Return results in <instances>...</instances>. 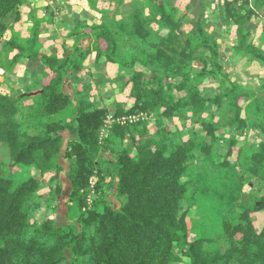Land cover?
Instances as JSON below:
<instances>
[{"label":"trees","instance_id":"trees-1","mask_svg":"<svg viewBox=\"0 0 264 264\" xmlns=\"http://www.w3.org/2000/svg\"><path fill=\"white\" fill-rule=\"evenodd\" d=\"M29 1L0 0V67L12 93L0 90V264H264V225L254 216L264 214V139L238 147L244 132L264 136V77L253 91L229 79L203 20L212 0L190 33L184 12L166 0H143L122 15L127 0H83L90 11H74L63 36L35 10L26 31L17 27ZM194 8L190 2L186 12ZM95 12L99 22L88 23ZM262 15L264 0H225L220 18L235 26L232 50L264 64L250 39L252 19ZM32 59L41 68L28 95L11 77ZM108 64L129 87L110 127L107 99H97V68ZM134 113L154 121H117ZM177 115L181 128L167 121ZM246 175L260 194L242 201ZM198 197L223 210L224 249L190 238L187 215Z\"/></svg>","mask_w":264,"mask_h":264},{"label":"rangeland","instance_id":"rangeland-1","mask_svg":"<svg viewBox=\"0 0 264 264\" xmlns=\"http://www.w3.org/2000/svg\"><path fill=\"white\" fill-rule=\"evenodd\" d=\"M47 1L52 7L47 12H41L36 13L38 17H41V19H44L45 21L52 20L53 23L50 26H53L51 30L55 31L54 34H59L63 36L66 34L67 26L75 21V17L73 16L74 11H90L88 7H84L83 0H42ZM41 1V2H42ZM52 1V2H51ZM71 1V2H70ZM206 1L210 0H166L167 4L170 7H178L180 12H184L185 15V24H184V30L186 32H192L194 23L192 20H196L199 17V11L200 6L202 3H206ZM225 0H212L210 3V6L208 7V10L204 12L203 14V20L205 27L207 28V31L209 33H212L216 36L217 41L219 45L221 46V61L222 65L228 74L229 79L235 80L240 85H242L246 90L253 91L260 85V80L262 77H264V64L259 61H253L248 56H244L242 54H238L235 51H232L233 53L230 54V50H232V47L234 44H236L237 40H235V26L234 24L231 25H225L222 23L220 14L223 10V4ZM40 2V1H39ZM138 2H143V0H127V2L122 6L121 11L119 12V15L126 14L129 11H131ZM190 2H194L196 8L195 10H189L186 12V5ZM74 6V8H73ZM22 8V7H21ZM213 9L214 12H211L210 9ZM109 11L113 9L112 6H108ZM36 11V10H35ZM21 12H23L21 10ZM32 11L28 14V11L24 12L30 17ZM212 13V14H211ZM211 14V15H210ZM90 15H95V17H91ZM89 15V22L88 23H97L99 22V13H94ZM23 17V15H22ZM23 20V18H22ZM25 20V19H24ZM23 21L17 25L19 29L22 31H26V27L28 25H22ZM32 25V23L30 22ZM55 25V26H54ZM264 15L256 17L252 19L250 30H252L253 36H251V41L255 43L257 46L261 47L264 52V41H262V34L264 33ZM48 27V26H45ZM158 36H156V39ZM71 41V40H70ZM84 46L87 47L89 44V39L85 37L83 39ZM71 46V43H70ZM126 49L125 41L120 39V52L119 56L124 55V50ZM93 60L87 61L88 64L91 66H94ZM90 66V67H91ZM141 67V66H139ZM41 68V65L37 60H31L30 62L26 63V65H18L14 71L15 74L11 77V80H13V84L15 87H17L20 90H24V92L28 95H31L34 92L28 93L27 89L30 84L33 83L32 81V71L37 70ZM94 70H102L104 72V76L101 77V84L99 88V94L97 96V99H107L106 105L109 107L110 111L107 115L106 123L108 124V127L112 126V124L109 123V121H113L112 117H114V110H115V102H122L126 100V94L129 92V87L123 88L124 82L119 79L116 75H118L119 67L117 65L108 64L104 65L101 68H93ZM7 73H5V70L0 67V90L6 94H12L10 93V89L8 87V79ZM70 80L65 81V88L67 91H71L70 88ZM210 109H212V106H208ZM148 116V115H147ZM148 121L152 122L154 121V116L149 115ZM169 122H173L174 124L178 125L179 128L182 127V121L179 118V116H175V119L173 120H167ZM213 121H219V114L218 112H215V116L213 118ZM154 128H152L153 130ZM155 130V129H154ZM101 135L106 136L107 133V126H104L101 130ZM176 137L181 136V132L177 131L174 133ZM181 138H186V135L183 134ZM264 139V136L257 130H250L247 132H244L241 136H239V142L238 147L247 148L251 143L258 142L260 140ZM131 139H127V146H129L131 143ZM20 166L12 167L9 171V174L11 176H16L19 171ZM247 177L245 178V184L242 191L241 200L246 201L248 199L258 197L259 192V182L253 177ZM97 177H94L93 181H96ZM42 186L39 190V193L44 194V196H47V193L49 192V181L48 176L42 180ZM115 198V197H114ZM199 199V197H198ZM115 205H119L117 200H114ZM188 202H184V208H186V205ZM216 204L213 202V199L209 198H200L197 202V204L191 209L187 215V224L188 228L190 229L189 236L191 239L195 238H210L215 239L214 242H209L206 245L210 248H222L224 249L226 247V244L224 240L222 239V223L220 218H222L223 210L215 206ZM49 210L47 208H43L40 216H45L46 213H48ZM54 213V212H52ZM61 213H64V208L61 209ZM256 219V226L257 228H261L264 225V214L263 212L256 213L255 215ZM60 221L65 222L64 219L60 218Z\"/></svg>","mask_w":264,"mask_h":264},{"label":"crops","instance_id":"crops-1","mask_svg":"<svg viewBox=\"0 0 264 264\" xmlns=\"http://www.w3.org/2000/svg\"><path fill=\"white\" fill-rule=\"evenodd\" d=\"M40 1V2H39ZM42 0H31V1H29L26 5H24V6H22V8H21V10L23 11L22 12V15H23V24L22 25H28L26 28L28 29L30 26H31V24H30V22H31V20H29V18L28 17H26L25 18V16H28V14L30 13V11H34V10H36V13H40L39 11H41V12H47V11H49L50 9H51V5L47 2V1H42ZM52 2V1H51ZM71 2V1H70ZM73 8H74V6H73ZM27 12L28 11V14L26 15V13H24V12ZM210 11L211 12H214V10L211 8L210 9ZM212 14V13H211ZM210 14V15H211ZM25 19V20H24ZM55 26V25H54ZM52 27L53 26H48V27H45V29H52ZM26 29V30H27ZM233 50H230V54L229 55H231L233 52H232ZM236 53V52H235Z\"/></svg>","mask_w":264,"mask_h":264},{"label":"built area","instance_id":"built-area-1","mask_svg":"<svg viewBox=\"0 0 264 264\" xmlns=\"http://www.w3.org/2000/svg\"><path fill=\"white\" fill-rule=\"evenodd\" d=\"M148 116L145 113H134V114H129V115H125L122 116L121 118H118L117 121L121 122L122 124H126V123H136L138 122L140 119H147ZM113 121H116V119H114V117H112ZM113 121H109V123L111 124ZM108 126V124H107ZM94 177L91 179V187L94 186L95 181H93Z\"/></svg>","mask_w":264,"mask_h":264}]
</instances>
